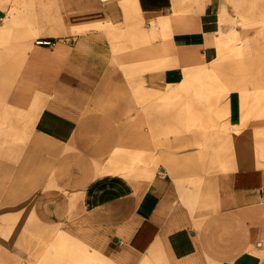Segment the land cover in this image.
<instances>
[{
    "label": "crops",
    "instance_id": "crops-1",
    "mask_svg": "<svg viewBox=\"0 0 264 264\" xmlns=\"http://www.w3.org/2000/svg\"><path fill=\"white\" fill-rule=\"evenodd\" d=\"M20 1L0 264H264V0Z\"/></svg>",
    "mask_w": 264,
    "mask_h": 264
},
{
    "label": "rangeland",
    "instance_id": "rangeland-1",
    "mask_svg": "<svg viewBox=\"0 0 264 264\" xmlns=\"http://www.w3.org/2000/svg\"><path fill=\"white\" fill-rule=\"evenodd\" d=\"M28 6L27 0H21L20 1V11L23 15V10L25 7ZM261 10V9H260ZM22 22H23V17H22ZM264 22V14L262 18L258 19L255 22H240V23H229L228 26V31L230 33L236 34V42L240 45L242 42H249V38L253 34V32H257L259 29V25ZM250 33V34H249ZM246 35V36H245ZM242 37V38H241Z\"/></svg>",
    "mask_w": 264,
    "mask_h": 264
},
{
    "label": "built area",
    "instance_id": "built-area-1",
    "mask_svg": "<svg viewBox=\"0 0 264 264\" xmlns=\"http://www.w3.org/2000/svg\"><path fill=\"white\" fill-rule=\"evenodd\" d=\"M102 2H108V1H112V0H101ZM36 42L38 43H48L50 44L52 42V40L50 39H38Z\"/></svg>",
    "mask_w": 264,
    "mask_h": 264
},
{
    "label": "bare ground",
    "instance_id": "bare-ground-1",
    "mask_svg": "<svg viewBox=\"0 0 264 264\" xmlns=\"http://www.w3.org/2000/svg\"><path fill=\"white\" fill-rule=\"evenodd\" d=\"M262 24H264V22L263 23H261L260 25H262ZM255 33V32H254ZM250 34V33H249ZM246 36V35H245ZM242 38V37H241ZM252 43H253V45L254 46H258V45H261L260 43H261V41H259V40H257V34L255 35V37H254V39L252 40ZM252 45V46H253ZM251 46V47H252ZM257 48V47H256Z\"/></svg>",
    "mask_w": 264,
    "mask_h": 264
}]
</instances>
